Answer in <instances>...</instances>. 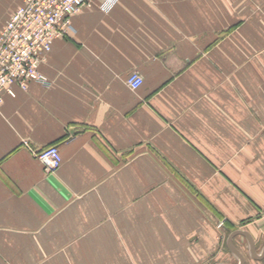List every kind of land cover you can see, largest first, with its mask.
I'll return each mask as SVG.
<instances>
[{"label": "crops", "instance_id": "obj_1", "mask_svg": "<svg viewBox=\"0 0 264 264\" xmlns=\"http://www.w3.org/2000/svg\"><path fill=\"white\" fill-rule=\"evenodd\" d=\"M22 4L0 0V32ZM71 25L47 83L3 93L0 264H207L218 215L264 264L236 233L261 253L264 0H118ZM52 144L48 172L35 153ZM226 247L237 262L212 264H240Z\"/></svg>", "mask_w": 264, "mask_h": 264}, {"label": "built area", "instance_id": "obj_2", "mask_svg": "<svg viewBox=\"0 0 264 264\" xmlns=\"http://www.w3.org/2000/svg\"><path fill=\"white\" fill-rule=\"evenodd\" d=\"M118 0H23L6 20L0 32V105L3 93L14 96L12 85L25 88L28 81L47 83L39 67L53 40L71 29V17L83 7L97 6L108 12ZM143 77L129 73L126 84L138 88ZM48 172L55 171L61 155L55 144L35 153Z\"/></svg>", "mask_w": 264, "mask_h": 264}, {"label": "rangeland", "instance_id": "obj_3", "mask_svg": "<svg viewBox=\"0 0 264 264\" xmlns=\"http://www.w3.org/2000/svg\"><path fill=\"white\" fill-rule=\"evenodd\" d=\"M217 217H218V221L214 222V227H215L216 233L218 235V251L210 259H208L207 264H212L214 261H216L217 257H220V255L222 258L221 262H226V263L237 262V259H235V257H233L232 255L230 256L227 253L226 240H227L229 233L232 232L233 229H237L238 226L234 223L227 222L225 220V218H223V219L221 218V217H225V216L218 215ZM219 218H221V219H219ZM220 224H222V225L220 226ZM242 225L244 226V225H246V223L242 222V224H240V226H242ZM253 234H254L255 240L257 241L256 250L258 252H260L262 245L264 244V234L260 233L258 231H255ZM233 244L240 251L241 254L246 256L247 242L243 237L236 236V238L233 240ZM222 255H223V257H222ZM204 264H206V263H204Z\"/></svg>", "mask_w": 264, "mask_h": 264}, {"label": "water", "instance_id": "obj_4", "mask_svg": "<svg viewBox=\"0 0 264 264\" xmlns=\"http://www.w3.org/2000/svg\"><path fill=\"white\" fill-rule=\"evenodd\" d=\"M236 233H238V234H242V235H245L246 237H247V239H248V241H249V243H250V251H251V255H252V257L253 258H256V259H259V258H262L263 256H264V247H263V249H262V251H261V253L260 254H255V252H254V247H253V240H252V238L249 236V234H247V233H245V232H243V231H237ZM235 233H232L231 235H230V237L227 239V246L229 247V249L238 257V259H239V261H240V264H243V257L238 253V251H236L235 249H234V247L232 246V244H231V239H232V237H233V235H234ZM218 264H224V263H218Z\"/></svg>", "mask_w": 264, "mask_h": 264}]
</instances>
